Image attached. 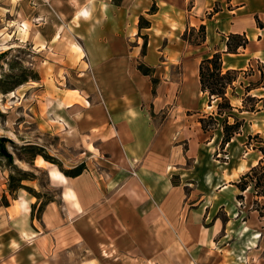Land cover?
Returning a JSON list of instances; mask_svg holds the SVG:
<instances>
[{
    "label": "crops",
    "instance_id": "crops-1",
    "mask_svg": "<svg viewBox=\"0 0 264 264\" xmlns=\"http://www.w3.org/2000/svg\"><path fill=\"white\" fill-rule=\"evenodd\" d=\"M154 5L157 11L150 14ZM8 15L21 28V43L35 53L53 46L56 60L88 62L79 88L92 103L81 104V95L60 97L68 117L55 122L68 126L69 140L100 139L117 173L130 174L110 188L84 174L56 180L69 183L63 196L67 220L78 215L85 222L79 234L76 224L68 225L70 248L83 239V264H206L199 253L220 244L224 224L211 218L214 203L200 191L198 174L214 167L210 156L223 140L208 137L200 123L216 104L202 92L200 64L217 52L225 71L245 73L254 62H264V0H0V16ZM142 17L148 28H140ZM201 26L206 41L191 45L184 35ZM232 35L246 36L248 47L229 54ZM141 40H147L146 54ZM157 70L166 82L158 80ZM238 166L226 169L228 174ZM212 179L213 174L207 191ZM68 189L74 199L67 197ZM44 216L50 227L62 219L56 203ZM93 253L101 254L99 263Z\"/></svg>",
    "mask_w": 264,
    "mask_h": 264
},
{
    "label": "rangeland",
    "instance_id": "rangeland-1",
    "mask_svg": "<svg viewBox=\"0 0 264 264\" xmlns=\"http://www.w3.org/2000/svg\"><path fill=\"white\" fill-rule=\"evenodd\" d=\"M121 1L114 0L119 4ZM9 16H0V139L9 140L5 145L14 162L10 164L0 157V264H83L84 250L80 248L83 239L77 238L78 247L70 248L68 225L72 223L73 227L76 224V234H79L84 232L85 222L78 215L73 221L67 220L69 213L63 196L69 183L63 185L52 179L51 171L55 169L71 179L64 173L84 165L86 169L80 176L84 174L90 181L106 183L108 188L118 185L124 178L128 180L130 174L117 173V165L111 164L108 153L101 150L100 139L69 140L73 133L68 126H59L55 122L60 116L68 117L60 97L81 95V104L88 106L90 101L92 103V97H86L79 88L85 85L82 74L88 62L56 60L53 46H45L43 53H35L37 49L21 43V28L9 18L7 21ZM189 37L193 44L201 41L198 32H191ZM146 42L141 40L142 52ZM73 48L75 52L79 50L78 42H74ZM262 69L264 62H254V67L241 73L234 83L238 98L232 99V106L235 108L233 114L242 122L240 134L235 136L230 147L218 145L210 156L214 167L198 174L200 191L206 198H211L210 203H214L211 218L218 216L224 224L220 244H212L206 252L199 253L200 260L206 264H264V198L257 196L262 189L256 190L252 185L241 193L236 186L252 169L251 165L262 159L259 150L264 148V104H258L254 112L240 111L244 110L243 102L248 96L264 95L263 90L251 92L248 96L245 94L246 86L260 84ZM174 71L177 73V69ZM89 72L87 68L86 73ZM156 76L160 82H166L163 71L157 70ZM173 79L179 83L177 77ZM71 90H78V93ZM232 94L233 90L228 89L227 96L232 98ZM214 101L213 113L209 111L204 118L209 130L206 134L217 138L219 144L224 138L225 117L218 115L221 100ZM253 105L255 102L247 100V107ZM234 123L235 120L230 118V124ZM41 158L47 164L40 165L38 160ZM234 166H238L237 170H230L229 175L226 169ZM23 172L28 175L22 184L28 189L11 192L10 177L19 178ZM211 174L216 187L213 183V188L211 186L207 191L204 188L209 186L207 181ZM217 175H220L218 179ZM224 186L228 189H217ZM51 203H56L62 213L58 226H48L44 216ZM23 228H29L30 234L24 235ZM100 255L93 253L91 256L98 262Z\"/></svg>",
    "mask_w": 264,
    "mask_h": 264
},
{
    "label": "trees",
    "instance_id": "trees-1",
    "mask_svg": "<svg viewBox=\"0 0 264 264\" xmlns=\"http://www.w3.org/2000/svg\"><path fill=\"white\" fill-rule=\"evenodd\" d=\"M157 11L156 6L154 5L150 11V14H153ZM150 26V23L145 20V18H141L140 22V28H148ZM198 32L201 35V41L200 43L193 44L190 41L189 34L190 33ZM184 39L190 42L191 45L194 46H200L202 43L206 41V27L201 26L199 30H191L188 31L184 35ZM249 41L244 35H232L229 38V41L227 43L228 47V53L229 54H238L240 49H246L248 47ZM147 49V42L145 43V49L143 51V54H146ZM139 69L142 73L145 75H150V69L146 68L144 65H140ZM240 72L229 70H224V61H223V55L220 52L215 53L211 58H207L203 60L200 64V82H201V88L202 92L205 94H208L210 99L212 101L214 100H221V102L218 105V115L219 117L223 118L225 117V120L223 121V141H222V147H226L228 144L231 143V141L234 139V137L237 134H240V130L242 128V122H240L236 116L233 114L234 107L232 106V99L238 98V92L236 91V87H234V83L238 81V78L240 76ZM154 85L157 84V80H153ZM242 85V84H241ZM262 86V87H261ZM233 90L232 98H229L227 96L228 89ZM257 88H264V69L261 70V81L260 84L255 87L252 84H249V86H246V96H248L253 90ZM9 91H6L5 93H8ZM253 101L255 102V105L251 107L246 106V102ZM247 100L243 102V108L244 110H240L241 112H254L256 111V107L258 104L263 103L264 104V98H255L252 96H248ZM264 109V105H263ZM228 111V112H227ZM230 118H233L235 120L234 124H230ZM211 119H213L211 117ZM200 123L203 126V131L205 133H208V126L206 125L205 118H202L200 120ZM9 142L6 138L0 139V157L7 160L10 164L14 162L13 155L8 151L5 143ZM262 153V159L259 161V163L252 167V169L242 177L241 181L236 184V186L239 188L240 192H246L249 190L252 185H254V188L262 189V192H258L257 196L264 198V148H261L259 150ZM34 157V156H33ZM45 159L47 161H50V158L45 156ZM55 163V162H54ZM56 164V163H55ZM85 166L81 165L80 167L76 168L73 171H69L64 173L67 177L70 178H77L79 177L85 170ZM27 173L23 172L20 173V177L17 178L15 176L10 177V185L9 189L11 192H16L21 189H28L27 186H24L22 182L27 180ZM6 206H9L7 203ZM262 216H264V213H262Z\"/></svg>",
    "mask_w": 264,
    "mask_h": 264
},
{
    "label": "bare ground",
    "instance_id": "bare-ground-1",
    "mask_svg": "<svg viewBox=\"0 0 264 264\" xmlns=\"http://www.w3.org/2000/svg\"><path fill=\"white\" fill-rule=\"evenodd\" d=\"M38 162L42 166L47 164V162L43 158L38 160ZM50 175H51L52 179H54V180H61L63 182H66V180H67L66 177L61 172H59V171H57L55 169H53L51 171ZM67 197L70 198V199H74L75 198V195L73 194V191L71 189H68Z\"/></svg>",
    "mask_w": 264,
    "mask_h": 264
}]
</instances>
